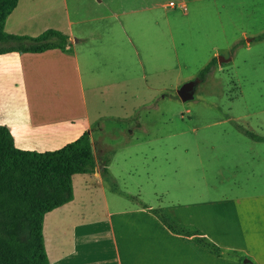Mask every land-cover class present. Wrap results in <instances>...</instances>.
I'll return each instance as SVG.
<instances>
[{
  "label": "rangeland",
  "instance_id": "374dc122",
  "mask_svg": "<svg viewBox=\"0 0 264 264\" xmlns=\"http://www.w3.org/2000/svg\"><path fill=\"white\" fill-rule=\"evenodd\" d=\"M169 1L149 0L153 10L130 13L126 0H19L5 26L7 33L31 38L48 28L70 30L78 42L83 88L71 70L74 57L59 58V52L15 54L37 73L26 88L34 85L38 104L47 110L70 106L74 123H81L83 99L87 101L95 123L91 132L102 158L111 161L113 185L142 194L146 204L155 199L165 215L163 208L174 204L177 190L197 176L196 170L211 175L219 164H239L241 169L249 166L251 177L254 164L246 156L212 158L251 151L250 138L238 126L264 135V40H256L264 33V0H185L186 16L165 8ZM212 58L216 66L198 78ZM3 68L9 70V63ZM11 78L9 73L0 78L1 89L5 95L15 91L21 99L24 87ZM188 83H194L192 99L184 102L177 91ZM259 167L264 169V163ZM85 178L76 176L74 188L79 202H94L87 204V213L97 209L99 198L85 193ZM257 180L252 177L250 183ZM166 188L170 195L157 202L152 192L160 196ZM235 190L228 194H243ZM229 257L250 262L241 253Z\"/></svg>",
  "mask_w": 264,
  "mask_h": 264
},
{
  "label": "crops",
  "instance_id": "0c3cea01",
  "mask_svg": "<svg viewBox=\"0 0 264 264\" xmlns=\"http://www.w3.org/2000/svg\"><path fill=\"white\" fill-rule=\"evenodd\" d=\"M171 1L176 0H170L165 8L176 10L184 6L186 12L181 14L188 15L185 0L176 1L177 7L174 8L169 6ZM125 3L130 13H144L155 7L149 0H126ZM18 8L19 0L5 26ZM67 31L64 33L68 34L70 44L65 50H50L39 55L59 52V58L74 57L70 62L71 70L83 88L75 49L78 42L74 43L70 30ZM15 54L23 53L0 56V78L9 73L12 81L22 83L24 87L21 99L14 90L5 95L1 89L3 80H0V125L9 129L15 146L28 151H55L88 133L97 163L95 174L86 176L83 187L88 196L99 198L97 209L86 213L87 204L94 202L90 199L79 202L73 181V200L44 217L43 234L49 264H240L237 259L229 257L231 252L241 253L250 260L247 263L264 264V189H260L264 185V169L259 167L264 163V135L238 126L250 138L251 151L245 155L217 154L212 158L238 160L246 156V160L254 164L251 177L248 175L249 166L241 169L239 164H232L234 168L219 164L211 175L196 170L197 176L188 177L187 183L184 182L186 185L177 190L174 204L163 208L177 226L194 229L225 250V257H217L192 237L170 232L155 215L160 209L155 199L152 204H146L142 194L122 192L114 186L110 160L106 166L107 174L102 175L107 160L102 158L103 149L93 138L91 131L95 123L90 117L87 101L83 99L82 113L79 114L81 123L73 122L70 106L47 110L44 105H39L34 85L26 88L27 81L34 80L37 73L29 64L22 65V58ZM7 62L10 68L4 70ZM14 102L16 106L12 105ZM252 177L258 180L250 183ZM136 189L140 191L139 187ZM231 189L243 194L229 195ZM106 190L112 194L111 199ZM160 193L158 196L157 192H152L156 201L161 203L162 198L170 195L171 188ZM115 197L128 199L130 204ZM101 204L104 206L102 210Z\"/></svg>",
  "mask_w": 264,
  "mask_h": 264
},
{
  "label": "trees",
  "instance_id": "16d2710c",
  "mask_svg": "<svg viewBox=\"0 0 264 264\" xmlns=\"http://www.w3.org/2000/svg\"><path fill=\"white\" fill-rule=\"evenodd\" d=\"M17 5L18 0H0V56L66 49L70 44L68 34L53 28L36 38L7 33L6 20ZM256 40H264V33ZM216 63L217 59L212 58L198 78H205ZM107 163L101 170L104 176ZM96 166L88 133L59 150L41 153L17 148L9 129L0 125V264H49L44 217L70 203L74 197V178L93 176ZM155 215L170 232L192 237L217 257H223L222 249L194 229L177 226L159 211Z\"/></svg>",
  "mask_w": 264,
  "mask_h": 264
},
{
  "label": "water",
  "instance_id": "95a60500",
  "mask_svg": "<svg viewBox=\"0 0 264 264\" xmlns=\"http://www.w3.org/2000/svg\"><path fill=\"white\" fill-rule=\"evenodd\" d=\"M221 61V57H218V62ZM194 88V83H188L183 85L178 91H177V95L178 97L182 100V101H187L192 99V95H191V91Z\"/></svg>",
  "mask_w": 264,
  "mask_h": 264
},
{
  "label": "built area",
  "instance_id": "2783aa9c",
  "mask_svg": "<svg viewBox=\"0 0 264 264\" xmlns=\"http://www.w3.org/2000/svg\"><path fill=\"white\" fill-rule=\"evenodd\" d=\"M169 6L171 8L177 7V3H175L174 1H171L169 3ZM179 9H180L181 13H185L186 12V8L184 6H180Z\"/></svg>",
  "mask_w": 264,
  "mask_h": 264
}]
</instances>
